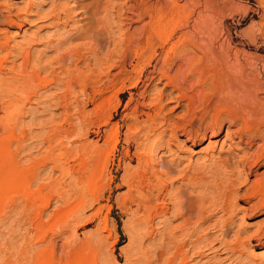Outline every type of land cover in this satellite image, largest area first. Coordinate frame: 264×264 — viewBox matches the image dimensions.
I'll use <instances>...</instances> for the list:
<instances>
[{
    "label": "rangeland",
    "instance_id": "obj_1",
    "mask_svg": "<svg viewBox=\"0 0 264 264\" xmlns=\"http://www.w3.org/2000/svg\"><path fill=\"white\" fill-rule=\"evenodd\" d=\"M93 1L0 0V264H171L173 255L172 264H264V239L251 238L264 209L245 198L264 183V148L237 138L241 118L230 113L247 74L264 104V0H113L128 20L112 24L103 51L97 39L61 45L82 30ZM135 1L155 5L153 18L133 16ZM205 44L220 55L217 72ZM70 45L91 55L67 60L64 74L52 66L56 84L47 67L39 78L54 82L28 86L31 70ZM234 52L244 73L231 66ZM178 65L189 75L183 93L170 81ZM240 157L250 158L244 169L220 166ZM139 194L168 214L148 224ZM180 195L194 198L186 230L173 212Z\"/></svg>",
    "mask_w": 264,
    "mask_h": 264
},
{
    "label": "bare ground",
    "instance_id": "obj_2",
    "mask_svg": "<svg viewBox=\"0 0 264 264\" xmlns=\"http://www.w3.org/2000/svg\"><path fill=\"white\" fill-rule=\"evenodd\" d=\"M112 1L113 0H94L90 5V7H88V8H86V10H85V12H84V15H85V20H86V22L84 23V25H83V28H82V30L76 35V36H71V37H68V39L66 40V42H61V45H64V44H70L71 42H73L74 40H78V41H86V40H88V41H90V40H92V39H97L98 40V45L96 44V48L97 49H100L101 50V46H102V44L105 42L104 40H105V34L106 33H108L110 30H109V28L112 26V24H114L113 26H115V24L116 25H118V22H120L121 20H128L127 18H125V16H124V13H123V7L122 6H120V5H111V3H112ZM151 1V0H150ZM148 2H149V0H148ZM139 3V2H138ZM142 3V2H141ZM156 4H158V3H160V2H155ZM133 5V4H132ZM159 5V4H158ZM192 5V4H191ZM185 6H187V4L185 3ZM195 6V5H194ZM125 8V7H124ZM129 8V7H128ZM131 8L132 9H134V11L136 12V14H133V16H135L137 19H141L142 17H143V15H148L149 16V18L150 19H152L153 18V16H154V14H155V12L157 11V10H155V5H153L151 2H150V4L149 5H147V6H143V5H136V1H135V3H134V5H133V7H130L129 9L131 10ZM126 9V8H125ZM189 9V6H188V8H187V10ZM190 10H191V6H190ZM189 10V11H190ZM126 11V10H125ZM196 12V11H195ZM100 13L102 14V16H100ZM191 13V12H190ZM65 14H66V16L67 17H70L71 18V14H70V12L69 11H65ZM195 14V13H194ZM185 16V15H184ZM183 16V17H184ZM203 16H204V14H203ZM129 18V17H128ZM117 19V20H116ZM135 19V18H134ZM136 19V20H137ZM189 19V18H188ZM194 19V18H193ZM196 19V20H195ZM194 20H195V22H194V24L196 25V26H198L197 24H198V19L197 18H195ZM200 19V18H199ZM116 20V22H114ZM201 20V19H200ZM130 21V20H129ZM131 21H132V19H131ZM197 21V22H196ZM137 22V21H136ZM193 24V23H192ZM193 24V25H194ZM195 26V27H196ZM112 28V27H111ZM115 28V27H114ZM117 28V27H116ZM119 28V27H118ZM113 30V29H112ZM112 32V31H111ZM110 32V33H111ZM113 33V32H112ZM196 33V32H195ZM113 35V34H112ZM111 35V36H112ZM108 36V35H107ZM110 37V36H109ZM107 39V38H106ZM134 39V38H133ZM200 39V38H199ZM112 40V39H111ZM110 40V41H111ZM94 40H92V42H93ZM109 41V40H108ZM109 41V42H110ZM114 41V40H113ZM129 41V40H128ZM95 43L97 42V41H94ZM93 42V43H94ZM109 42L107 43L108 45H109ZM200 42H201V44H203L204 42H202V40H200ZM199 41H198V43H200ZM207 42V41H206ZM88 43V42H87ZM90 43V42H89ZM114 43V42H113ZM112 43V44H113ZM209 43V42H208ZM83 44H84V42H83ZM89 45V44H88ZM88 45H87V47H88ZM94 45V44H93ZM71 46V45H70ZM67 47V48H64V49H57L56 50V55H55V57L53 58V59H51L48 63H47V66L46 67H44V66H42V67H44V68H42L41 67V64H40V67L39 68H37L36 67V69L34 68V71L33 72H31L30 71V76H29V78L27 79V80H29L30 79V81H29V84H28V86H44L45 84H48V83H52V82H54L55 81V84H56V82H59L60 80V78L58 77L59 76V74H58V76H57V74L56 73H54V72H56V71H54L53 72V69H55V68H53L54 66H58V67H60L61 68V71H62V73L64 72L63 70H62V67L65 65V62L68 60V63H69V61L73 64L75 61H77L78 59H79V62L81 61V59H84L83 57H85V55L83 56V52L85 53V51H86V53L87 52H89V54H90V52H91V48H93V47H91L90 49H84L85 48V46H81V45H78V46H76V47ZM114 46H116V45H114ZM198 46V45H197ZM209 48H208V47ZM103 47H105V46H103ZM118 47V46H117ZM204 47H205V49L204 50H207L206 48H208V51H210L211 52V59H212V64L210 65V70H212V71H214V72H217V71H219L220 70V68L221 67H223V64H222V62H221V58H220V55H219V53L214 49V47L211 45V44H205L204 45ZM106 48H107V46H106ZM105 48V50L107 51V49ZM203 48V47H202ZM104 49V48H103ZM99 50V53L101 52V51H103V50H101L100 51ZM202 50V49H201ZM204 50H202V51H204ZM92 51H96V49L95 50H92ZM105 51V52H106ZM96 52H98V51H96ZM95 52V53H96ZM101 53H103V52H101ZM112 53V52H111ZM170 53H173V51L172 52H170ZM228 53V52H227ZM235 53V52H234ZM104 54V53H103ZM106 54V53H105ZM29 55V54H28ZM91 55V54H90ZM97 55H99V54H97ZM225 55V54H224ZM101 55H99L98 57H100ZM109 56V55H108ZM107 56V57H108ZM113 56V55H112ZM184 56V55H183ZM228 56H229V54H228ZM228 56H224V57H228ZM88 57V56H87ZM90 57V56H89ZM96 57V56H95ZM106 57V56H105ZM223 57V58H224ZM231 57H233V61L232 62H234L233 63V65H231L232 67H238V68H240L241 69V73H244L245 72V70H244V67L243 66H241V64H240V61H239V58H238V53L236 52L235 53V55L234 56H231ZM169 58V53L166 55V57H165V62L167 61V59ZM241 58V57H240ZM101 59V58H100ZM100 59L97 61L98 63H99V61H100ZM228 59V58H227ZM230 59V58H229ZM27 61V64H25V65H27V67H28V63L29 64H31L29 61V59H28V56H27V59H26ZM48 60V59H47ZM102 60H104L103 58H102ZM106 60H107V58H106ZM180 60V59H179ZM96 61V60H95ZM244 61H246V60H244ZM24 62V61H23ZM47 62V61H46ZM46 62H44L43 64H45ZM79 62L77 61L76 62V65H77V63L79 64ZM249 62V61H248ZM97 63V64H98ZM102 63V62H101ZM246 63V62H245ZM42 64V65H43ZM75 64V63H74ZM103 64V63H102ZM106 64V63H105ZM231 64V63H230ZM247 64V63H246ZM249 64V63H248ZM75 65V66H76ZM37 66V65H36ZM38 66H39V64H38ZM53 66V67H52ZM96 66V65H95ZM98 66V65H97ZM31 67V66H30ZM34 67V66H33ZM47 67H51V68H49V69H52V70H49L50 72L52 71V75H54L55 77V79H57V80H55L54 79V81L52 80V77H50L51 78V81L50 82H48L49 80L47 79V80H44V79H40L39 78V74H41L42 72V70H44L45 68H47ZM58 67H56L57 69H58ZM74 67V66H73ZM1 68H2V65H1ZM23 68V67H22ZM182 65H178L177 66V68L175 69V71H174V74L172 75V77L170 78V81H171V83L173 84V86H177L178 87V89L183 93L185 90H184V88H186V87H184V86H186L187 85V83H188V81H189V79H188V76H184V77H181L179 74H180V72H181V70H182ZM206 68H207V66H206ZM4 69V68H3ZM26 69V68H25ZM76 69H77V67H76ZM184 69V68H183ZM24 70V69H23ZM58 70H60V69H58ZM74 70H75V68H74ZM164 71V70H163ZM183 71V70H182ZM185 71V70H184ZM207 71H209V69L207 68ZM39 72H41V73H39ZM79 73L81 72L80 71V69H79V71H78ZM224 72V71H223ZM239 72V71H238ZM0 73H1V71H0ZM66 73V72H65ZM69 73V72H68ZM162 73V72H161ZM2 74V73H1ZM44 74H46L45 72H44ZM50 74V75H51ZM64 74V73H63ZM80 74H82V73H80ZM185 74V73H184ZM23 75V74H22ZM70 75V74H69ZM79 75V74H78ZM83 75V74H82ZM81 75V76H82ZM164 75V74H163ZM200 75V74H199ZM24 77H25V75H23ZM48 76V75H47ZM68 76V75H67ZM80 76V75H79ZM80 76V77H81ZM191 76V75H190ZM201 76V75H200ZM41 77V76H40ZM75 77V76H74ZM59 78V79H58ZM78 78V77H77ZM74 79V78H73ZM72 79V80H73ZM247 81H246V83H247V86H242V85H238V86H234L233 87V89H234V91L235 92H237L238 94H241L242 96V102L241 103H239L238 104V106H236L237 108H228V110L230 109V113H231V115L233 116L231 119L232 120H237L238 118H241V119H239V120H241L239 123L241 124L240 125V127H239V129H238V136H237V138L240 140V141H243L244 139H247V144L248 145H250V146H252V145H255V142L256 141H258V140H261L262 141V145H263V147L262 148H264V135H263V137L262 136H260V131L262 130V129H264V104L262 103H260L259 102V99L257 98V93L256 92H259V91H257V89L258 88H256L254 85H253V81L251 80V77H250V75H248L247 74ZM70 80V79H69ZM71 80V81H72ZM71 81H68L69 83L71 82ZM61 82H62V80H61ZM64 82V81H63ZM75 82V81H74ZM68 83V84H69ZM17 84V83H16ZM23 84V83H22ZM54 84V83H53ZM59 84V83H58ZM58 84H57V86H58ZM62 84H64V83H62ZM62 84H60V85H62ZM66 84H67V82H66ZM67 84V85H68ZM79 83H77V85H78ZM13 85V84H12ZM18 85V84H17ZM59 85V86H60ZM16 86V85H15ZM45 86H47V85H45ZM50 86V85H49ZM56 86V85H55ZM63 86V85H62ZM69 86H71V84L69 85ZM258 87V86H257ZM26 88V87H25ZM228 88H230L231 89V87L229 86ZM31 89V88H30ZM38 89V88H37ZM70 89V88H69ZM189 89H191V88H189ZM187 90V89H186ZM36 91V90H35ZM34 92V91H33ZM234 92V93H235ZM261 92V91H260ZM262 92H264V91H262ZM26 93H27V91H26ZM36 93V92H35ZM256 93V94H255ZM25 95V94H24ZM33 95V94H32ZM35 95V94H34ZM261 95V94H260ZM264 97V96H263ZM187 98V97H186ZM188 102H191L192 100H193V97H189L188 99ZM27 101H28V99H27ZM216 103H218V101H216ZM224 105V104H223ZM233 105H235V104H233ZM12 106V105H11ZM66 106V105H65ZM13 107V106H12ZM18 110V109H17ZM19 112V111H18ZM17 117V116H16ZM13 118H15V117H13ZM234 118V119H233ZM8 119V118H7ZM15 119H17V118H15ZM9 120H11V119H9ZM9 120H8V122H9ZM4 121H6L7 122V120H4ZM12 122H10V123H13V121L14 120H11ZM237 122V121H236ZM235 122V123H236ZM234 123V124H235ZM16 124V123H15ZM210 128V127H209ZM208 128V129H209ZM149 129V128H148ZM152 128H150V130H151ZM207 129V128H206ZM153 130V129H152ZM151 130V131H152ZM182 130H183V128H182ZM212 131H214V129H211ZM149 131V130H148ZM22 133V132H21ZM195 133V132H194ZM14 136H15V134H14ZM188 136V138H189V141L190 140H192L193 139V133L191 132V131H189L188 133H186V137ZM205 136H206V134L204 133L203 135H202V138H205ZM156 141H153L152 142V144L151 145H149L150 147H149V152H152V151H154V147H155V143ZM12 143V142H11ZM166 145V144H165ZM10 147H11V145H10ZM261 158V157H260ZM262 161H264V156L262 157V159H261ZM249 161H250V158H245V157H240V160L239 161H237V162H234V163H232L231 162V160L230 159H227L226 161H223V163L220 165L221 167H223V168H225V169H228V168H232V167H234V168H238V169H240V168H242V169H244L245 167H246V165L249 163ZM194 169H196V168H194ZM224 169V170H225ZM165 170H166V173L167 172H170V173H172V172H177V171H175L174 170V167H172V166H169V165H166L165 166ZM197 170V169H196ZM233 170V169H232ZM235 170V169H234ZM198 173V172H197ZM196 174V173H195ZM239 175H241V174H239ZM179 176V175H178ZM145 177V176H144ZM185 177H186V175H181L180 176V178L179 179H185ZM142 178V177H141ZM141 180V179H140ZM193 178L190 180V181H188V183H192V186H193ZM244 182H247V181H245L244 180ZM186 185V184H185ZM189 185V184H188ZM135 186V185H134ZM165 186H166V180H164V181H162V182H160L159 184H158V186H157V192L156 193H158V194H155V196L157 195V198L159 199V197H160V195H162V193H161V191L163 192H165V190H164V188H165ZM193 189H195L194 188V186L192 187ZM138 189V188H137ZM251 189H255V190H257L256 191V193H254L253 195H249V194H247L246 196H245V198L247 199V200H250V199H253V198H259V202H258V204L256 205H254L253 207H252V209L254 208V207H257V209H264V183H258L257 182V184H252V187H251ZM2 190V189H1ZM138 191V190H137ZM139 192V191H138ZM141 193V192H140ZM251 193H253V191L251 192ZM164 194V193H163ZM181 197L179 198V200H178V204L175 206L176 208L173 210V212L175 213V217H176V219H181L182 220V223H183V227L181 228V229H183V230H186V228L187 227H189V224H190V222H191V216H192V214H193V212H195V207H194V205H193V202H192V200L194 199L193 197H191V196H187V195H180ZM198 197L196 198V200H194V201H197V202H199V207H198V210H197V215H196V217H197V223H198V227L197 228H199V229H201L202 228V226L206 223V218L203 216L204 215V207H203V197L202 196H199V195H197ZM149 197V196H148ZM148 197H144V195L142 196V194H139V199H138V207L139 208H143L142 210H143V213H144V215L146 216V220H147V222H148V224L156 217V218H159V217H163V216H165V215H167L168 214V210H169V207L166 205L165 206V204H164V206L162 205V206H157V207H151V206H149L148 205V199H150V197L148 198ZM153 197V196H152ZM151 197V198H152ZM163 197V196H162ZM156 198V197H155ZM161 198V197H160ZM191 198H193V199H191ZM153 199V198H152ZM151 199V200H152ZM178 199V198H177ZM157 201V200H156ZM165 203V202H164ZM161 203H159V205H160ZM167 204V203H166ZM169 204V203H168ZM173 206V207H174ZM146 222V223H147ZM119 224V223H118ZM182 225V224H181ZM179 227H181V226H179ZM178 228V227H177ZM193 228V227H192ZM175 230H176V228H175ZM177 230H179V229H177ZM181 231V230H180ZM181 232H183V231H181ZM171 235H173V234H171ZM171 235H170V237H171ZM251 238H262V239H264V225H263V227H259V229L258 230H256V232L254 233V235H253V237H251ZM250 238V239H251ZM171 240H172V238H171ZM254 240V239H253ZM257 240H259V239H257ZM261 241V240H260ZM164 242H165V240H164ZM176 244V243H175ZM180 244V243H179ZM172 245V244H171ZM174 245V244H173ZM190 245V244H189ZM198 245V244H197ZM201 245V244H200ZM177 246H178V244H177ZM171 248H173L172 246H170ZM199 247V246H198ZM207 248H209V247H207ZM170 249V248H169ZM168 249V250H169ZM195 249V248H194ZM212 249V248H211ZM231 249V248H230ZM176 250V249H175ZM199 250V249H198ZM182 251V250H181ZM160 252H162V251H160ZM233 252V251H232ZM235 252V251H234ZM171 253V252H170ZM173 253V252H172ZM175 254V253H174ZM199 255H201V253H198ZM193 255V254H192ZM195 255V254H194ZM164 257V256H163ZM172 257V259H171V264H172V260L173 259H176V257H175V255H173V256H171ZM178 257V256H177ZM184 257H185V255H184ZM188 257V256H187ZM186 257V258H187ZM179 259H180V257H179ZM183 259V258H182ZM178 260V259H177ZM183 261H184V259H183ZM168 263V262H167ZM170 263V262H169ZM183 262H180V264H182Z\"/></svg>",
    "mask_w": 264,
    "mask_h": 264
}]
</instances>
